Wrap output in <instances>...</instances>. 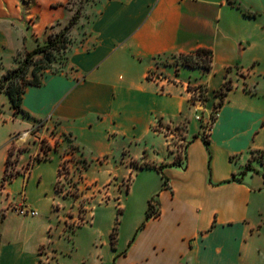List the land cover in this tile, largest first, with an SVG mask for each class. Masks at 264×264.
Masks as SVG:
<instances>
[{
	"label": "crops",
	"instance_id": "0c3cea01",
	"mask_svg": "<svg viewBox=\"0 0 264 264\" xmlns=\"http://www.w3.org/2000/svg\"><path fill=\"white\" fill-rule=\"evenodd\" d=\"M66 1L0 0V55L7 51L13 61L0 76L17 66L24 50L44 44L51 25L69 21ZM89 12L70 31L64 63L45 70L40 85L25 88L26 116L0 92V126L13 127L0 138V223L20 221L18 232L0 233V264L48 259L40 243L47 237L34 242L32 233L22 234L24 226L41 221L28 193L37 165L48 159L38 157L34 140L16 154L12 148L24 144L12 137L39 121L68 137L85 162L84 182H95L97 189L92 200L107 197L76 227L100 231L111 264H264V164L251 158L255 151L264 153V0H97ZM17 24L21 37L10 47L7 33ZM28 36L33 45L26 48ZM200 49L211 52L210 69L186 66L175 77L166 68V79L147 78L154 56ZM226 82L231 87L215 112L206 146L194 116L208 117ZM196 85L207 87L200 107L190 104L189 86ZM181 127L182 152L173 144ZM9 153L15 174L3 182ZM54 158L58 155L49 159ZM247 161L253 170L242 175ZM87 168L99 176L90 179ZM121 168L126 169L121 179H129L123 192L116 180ZM150 170L157 182L140 178ZM102 177L107 178L98 184ZM110 197L115 217L101 208ZM151 198L159 214L146 218ZM137 201V209L129 207ZM20 204L36 216L17 214L14 206ZM41 225L50 232L45 220Z\"/></svg>",
	"mask_w": 264,
	"mask_h": 264
},
{
	"label": "rangeland",
	"instance_id": "374dc122",
	"mask_svg": "<svg viewBox=\"0 0 264 264\" xmlns=\"http://www.w3.org/2000/svg\"><path fill=\"white\" fill-rule=\"evenodd\" d=\"M97 0H67L65 6L72 11V14L80 10L81 14L85 17L90 16V6ZM70 20V19H69ZM68 22V21H67ZM66 22V23H67ZM66 23H55L48 28L49 34L56 35L62 31ZM23 29L19 24L14 26L12 30L7 33L9 46L12 47L16 43V39L21 37L20 33ZM73 41L72 35H67V44ZM26 48L33 45L30 36L26 39ZM66 50H61L54 54L51 69H57L64 63ZM0 73L2 69L10 68L9 65L13 64L11 58L7 57V51H4V54L0 55ZM181 69L180 71H182ZM185 73L190 72L188 70L184 71ZM13 126H18L14 124ZM13 128L10 123L0 126V138L8 133V130ZM18 128H20L18 126ZM22 128V127H21ZM181 130H174L177 133V139L174 141V145L178 151H183V145L186 142V137H183L182 132L184 127L180 128ZM33 139H29L27 143L16 145L13 148V153L16 151L24 150L28 144ZM15 148V149H14ZM70 148V146H69ZM0 149V167L2 165V156ZM251 158L256 159L260 164H264V157L260 153H252ZM13 159L9 160L11 163ZM62 163V169L58 168V176L56 177V165ZM245 168H253L252 161H247L245 163ZM85 162L79 157L77 152L72 154H67L66 156H59L58 160L55 158L47 161L40 162L35 170V176L32 179V184L29 189V197L31 200L38 203V208H36L39 213L38 218L41 221L34 223V226H30V223L27 226L23 227V237L28 233H32V240L34 242L38 241L42 235L48 238V240L42 241L45 245L47 251V256L42 255L41 264H111L109 257L110 249L102 246L103 237L99 230L91 229L88 225L76 227V225L82 223L86 218V214L91 208V206L97 201L101 200L102 203L107 201V197L99 196L97 199L92 200L93 195L97 189H94L95 182L88 183L84 182L85 175ZM88 169V168H87ZM88 175L90 179L98 177L99 174L93 168L88 169ZM13 174H15V166H7V171L5 178L9 180ZM126 174V169L121 168L119 170L118 181L119 189L124 191L128 185V178L121 179L122 175ZM107 177H102L97 182L98 184L104 182ZM143 180H146L149 183H154L159 180V176L154 170L146 171L140 177ZM96 179V178H95ZM55 180V181H54ZM56 182V183H55ZM55 183V188L58 193H55L53 186ZM98 191H101V188H98ZM106 185L103 186V193H106ZM135 202V201H134ZM132 201H130L131 205ZM139 201L134 205L129 206L130 208L140 206ZM108 206H101L104 212H108L109 215L111 212L114 217L116 216V209L113 205L116 206L114 198L110 197ZM119 218V216H118ZM46 221L47 224L51 227L50 232L48 229L42 227V221ZM120 221V218H119ZM20 221L17 219H10L3 223H0V233L2 231L9 232L15 230L18 232L20 226ZM40 223V226H37ZM119 227V226H118ZM28 231V232H27ZM16 239V238H15ZM21 239V238H20ZM23 239V238H22ZM21 239V240H22ZM18 240V239H17ZM40 241V240H39ZM25 264H30L26 262Z\"/></svg>",
	"mask_w": 264,
	"mask_h": 264
},
{
	"label": "trees",
	"instance_id": "16d2710c",
	"mask_svg": "<svg viewBox=\"0 0 264 264\" xmlns=\"http://www.w3.org/2000/svg\"><path fill=\"white\" fill-rule=\"evenodd\" d=\"M80 18V10L75 11L70 20L64 25L62 31L60 33L53 35L49 34L48 40L44 44H39L32 50H24L21 59L18 62L17 66L7 70L0 76V92L4 91L7 93L11 106L13 107L14 111L17 113H22L26 116L25 112L21 108V99L22 94L25 88L28 85H40L41 84V76L45 70H51V63L55 53L66 50L68 45L67 42V35L70 34L72 28L77 24ZM196 54H198L201 63L200 66L208 70L211 68V52L209 50H197ZM189 59L185 62L187 67H197L199 64L193 61L192 57H188ZM65 59V58H64ZM56 69V68H55ZM54 70V69H53ZM231 85L229 82H226L223 87L217 92V96L219 100L214 106L213 111L210 113V120L211 124L215 118L216 110L222 105L223 98L227 90H229ZM207 119V118H206ZM204 118L201 122V125L206 122ZM202 140L206 146H208L209 141L207 136L203 135ZM253 153H260L264 157L263 152L255 151ZM11 153L8 154L6 160V169L5 174L3 176V182L7 180L5 178L7 166L9 164V157ZM247 170H253V168H245L242 171V175L246 173ZM157 171L161 173V177L163 179L164 175L162 174L161 167L157 168ZM264 177V176H263ZM236 179V177H234ZM3 184V183H2ZM155 200L151 198L148 201V206L146 210V218H150L152 216H157L159 214L158 211L153 210ZM111 244L114 245V241L116 239V224L113 227L111 234Z\"/></svg>",
	"mask_w": 264,
	"mask_h": 264
},
{
	"label": "built area",
	"instance_id": "2783aa9c",
	"mask_svg": "<svg viewBox=\"0 0 264 264\" xmlns=\"http://www.w3.org/2000/svg\"><path fill=\"white\" fill-rule=\"evenodd\" d=\"M192 57L193 61L197 62L200 66L201 60L195 52L188 54H169V55H156L153 57L152 67L147 71V78L158 80L166 79L167 74L165 69L172 68L175 77L178 76L180 70L186 67L185 62ZM246 90L250 91L251 88L245 87ZM189 91L191 93L190 104L200 107L207 97V87L205 85L189 86ZM197 111V110H196ZM208 115L206 122L201 125L203 135L207 136V133L211 127V120ZM195 119L202 122L203 118L200 114H195ZM45 129V133L43 130ZM28 138L37 141L39 144L40 151L38 157L40 159H49L52 155L56 154L59 156H66L67 154H72L75 152V148L69 144L68 137L59 134L54 128L45 126V122L39 121L32 128L24 130L19 134H15L12 139L16 141L26 142ZM67 143V149L63 150L64 143ZM70 146V148H69ZM59 169H62V163L60 162ZM14 211L21 216H36L37 212L26 206L25 204H20L14 206Z\"/></svg>",
	"mask_w": 264,
	"mask_h": 264
}]
</instances>
